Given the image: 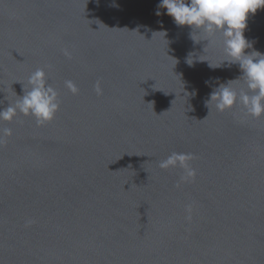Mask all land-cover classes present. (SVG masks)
<instances>
[{
    "label": "water",
    "instance_id": "1",
    "mask_svg": "<svg viewBox=\"0 0 264 264\" xmlns=\"http://www.w3.org/2000/svg\"><path fill=\"white\" fill-rule=\"evenodd\" d=\"M114 2L0 0V108L37 68L60 103L0 121V264H264V116L204 103L239 66L209 67L220 34L194 41L160 0ZM247 24L264 53V10ZM173 152L194 180L159 167Z\"/></svg>",
    "mask_w": 264,
    "mask_h": 264
},
{
    "label": "clouds",
    "instance_id": "2",
    "mask_svg": "<svg viewBox=\"0 0 264 264\" xmlns=\"http://www.w3.org/2000/svg\"><path fill=\"white\" fill-rule=\"evenodd\" d=\"M110 6L118 7L114 0ZM161 9L166 10L175 25L181 28L187 26L191 30L192 39L194 34H203L210 43L217 33L220 34L224 59L219 66L213 67L209 63V67L239 66L242 75L235 80L220 83L204 102L205 106L209 108V105H214L218 112L223 113L239 104L254 119L264 116V53L254 50L252 42L245 37L249 17L264 10V0H160L156 16H161ZM65 55L70 54L65 51ZM186 62L190 66L193 64L191 54ZM48 79V73L43 68L32 72L28 78L29 90H23L24 95L14 105L0 108V121L11 123L18 115H23L34 118L38 126L52 122L60 103L59 94L48 83ZM241 80L242 87H233ZM205 84L209 86L210 81H205ZM65 86L73 95L78 94L79 89L74 82L66 81ZM96 91L100 93L99 84ZM195 94L193 91L192 95ZM11 135L10 128H0V143L4 142V137ZM193 159L195 157L191 153L173 152L159 162V167L162 170L179 167L184 172L181 181H191L196 177V170L190 163ZM188 211L191 212L190 207ZM188 219H191L190 215Z\"/></svg>",
    "mask_w": 264,
    "mask_h": 264
}]
</instances>
